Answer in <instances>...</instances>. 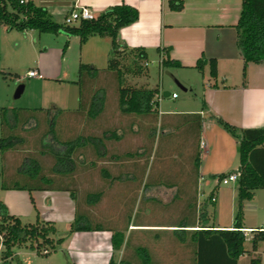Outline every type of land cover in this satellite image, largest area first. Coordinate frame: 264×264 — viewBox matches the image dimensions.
<instances>
[{
  "label": "rangeland",
  "instance_id": "rangeland-1",
  "mask_svg": "<svg viewBox=\"0 0 264 264\" xmlns=\"http://www.w3.org/2000/svg\"><path fill=\"white\" fill-rule=\"evenodd\" d=\"M95 38H90L82 44L78 36L68 35L63 31L39 33L33 29L25 32L18 30L7 32L0 29V138L19 135L24 139L16 149L4 150L0 146V201L4 202L10 213L18 216L23 223L35 222L37 213L43 220L54 221L58 229L56 237L67 239L65 244H60L57 250L49 255L38 254L35 249L30 247V244L15 246L13 251L17 256L10 259V264H108L112 256L109 240L107 241V236L112 233L110 230L97 234L96 232L70 233V226L76 213V202L70 192L35 190L32 192L35 199L34 205L28 190L3 188V185L19 181L21 176L17 170L26 156L36 155L40 159L45 173L48 176L58 177L52 170L54 158L51 153L44 149L46 153L40 154L43 150L41 139H45L46 142L61 150L63 146L57 140L64 141L89 134L102 136L105 130H116L118 134L123 133L120 139L105 138L107 155L104 157H99L92 146L81 148L76 153L78 165L75 183L79 187V211H87L95 221L103 223L108 228L123 230L126 237H130L126 248L123 247L114 252L116 261L123 258L128 264H142L135 250L141 244L139 243V226H129V224L139 225L140 222H146L149 219L161 221L173 219L175 216L174 210H176L177 202L173 205L167 200L171 197V192L152 191V187L155 179L167 187V181L162 178L163 176L158 175L163 172V166L166 167L169 162L174 165L179 160L182 162L184 160L183 158L168 159L165 155L166 152L162 151V147L167 142L164 140H167L169 134H161L157 120H152L151 125L149 124L144 130L143 124L137 116L120 113L117 79L113 71L108 70L111 43L108 41L106 43L98 42L97 40L102 39L98 36ZM159 60L157 49L151 48L148 59L150 76L146 78L129 75L127 84L131 86L147 84L150 88L160 85L162 80L165 81V86L171 82L175 84V89H170V91H177L180 98L178 100L163 98L162 100H165L162 105L163 109L167 106L172 107L176 102H181L187 97L189 98L188 103H195L196 96L193 97L186 93L179 84L175 83L178 77L177 72H181L180 69L174 67L159 69ZM123 61L129 62L127 59ZM38 63L47 68L44 72L45 79L28 76L29 70ZM81 63L93 65L99 70L94 79L88 73H85L82 78L81 87L85 97L88 96L87 100L96 88L100 87L105 91V109L95 119L89 118L86 111H79ZM183 72L189 75L193 81L195 80L198 92H200L203 82L210 77L208 70L203 71L205 78L200 71L185 70ZM21 84L25 85L24 92L19 98H16L15 92ZM51 122H54L53 138L56 140L51 135H43L52 127ZM216 124L223 128L218 122ZM192 130L187 132L188 136L185 138L188 139L183 147H189V145L197 147L199 131L195 128ZM178 133L179 131L175 128L169 136L175 140V143L179 137ZM229 134L237 142V138L231 133ZM137 146L139 149H136ZM181 149V146H178L177 150ZM220 149L222 150V147ZM136 150H145L143 157L128 159L124 156L128 152H136ZM233 152L235 162L233 167L238 169L240 164L238 147ZM174 154L177 155L175 151L172 155ZM114 155H122L123 158L116 159ZM82 158H85V162ZM92 161L96 162L95 166H91ZM137 161L138 163H136ZM208 161L216 163L219 167L221 163L229 161V157L225 161L216 157ZM102 167H107L113 174L122 175L123 178L133 171L131 175L133 180L117 181L111 187L106 188L105 195L99 203L88 206L85 203L87 191H97L104 186V180L100 175ZM206 176L210 182L219 183L218 179L212 180L209 174ZM145 187L146 190H144ZM229 188L237 190V183L221 184L218 191ZM194 191L196 192V190ZM205 191L204 195L207 198L210 190L206 187ZM235 194V205L233 208L227 205L223 212L228 218H234L237 211L238 197L237 193ZM205 197L202 198L205 200ZM178 199L180 200V198ZM227 200L232 201L230 198ZM217 213V206H210L209 215L211 221L216 224L219 222ZM246 218L251 225H264V189L257 192L254 200L246 202L245 220ZM251 245V239L247 237L245 246L250 248ZM263 247L264 241H260V249L262 250ZM156 249L152 251L154 260L157 264H162L161 259L165 257L163 254L161 255L160 248ZM4 250L1 238L0 264L3 262ZM177 251L175 250V252ZM252 257L254 256L248 253L242 255L240 264H249ZM174 259L176 258L171 257L168 264H179Z\"/></svg>",
  "mask_w": 264,
  "mask_h": 264
},
{
  "label": "trees",
  "instance_id": "trees-1",
  "mask_svg": "<svg viewBox=\"0 0 264 264\" xmlns=\"http://www.w3.org/2000/svg\"><path fill=\"white\" fill-rule=\"evenodd\" d=\"M169 5L171 9L180 11L183 9L184 1L170 0ZM139 15L137 7L122 3L109 7L98 14L95 19H81L76 24H67L56 21L49 10L35 4L32 0H27L26 2H21V0H0V25L5 26L8 30L25 32L34 29L39 33H59L63 31L68 35L78 36L82 44L94 36L110 38L111 53L108 61V70H112L117 79L119 111L123 115L137 116L143 124V129H145V121L151 124L152 120H157L161 92L159 86L150 88L147 84L141 86L127 84L126 81L129 75L149 77V56L145 47H130L120 38V30L135 23L139 19ZM235 28L237 46L244 58L243 73L245 76L248 63H261L264 61V0H242L240 17ZM157 51L160 55L159 64L162 69L184 67L179 60L171 57L169 47H158ZM126 59L129 60L128 63L123 61ZM206 65L209 66L210 77L213 80L212 86L217 87V59L202 56L197 60L194 67L203 73ZM98 71V68L93 65L80 64L79 83L81 91L79 111H86L91 119H95L103 113L106 100L105 91L103 88L98 87L87 100L88 96L85 97L81 83L85 73H88L94 79ZM215 119L220 126L237 138L238 143L240 161L238 169L229 173L211 176L213 179H218L220 183L227 175L238 174V201L234 226L226 229L216 228L215 225L210 224L209 208L210 206H216V200L213 201V198L217 196L216 191L219 183L200 204H197V194L199 195L200 192L199 187H196V192L190 193L176 190L170 202L173 205L177 202L174 213L175 215L176 213L181 215V217L177 216L173 217V219L161 221L149 219L146 222L176 223L174 224L178 227L174 231L176 242H186L190 239L194 244L191 256L193 264H238L240 257L249 252L245 248L247 239L244 232L245 204L247 201L254 199L257 190L264 189V126L239 128L219 116H215ZM4 120L6 121V119ZM51 125L52 127L43 135H51L53 138L54 122H51ZM199 127H201V121H199ZM121 135L123 133L118 134L116 130H105L102 136L89 134L86 136L79 135L74 139L64 141L57 140L63 146L61 150L57 149L55 145L52 146L49 142H46L45 139H41L43 150L40 154L46 153L44 149L51 153L54 158L52 170L58 177L48 176L42 167L40 159L36 155H31L24 158L23 163L17 170L19 176H21L18 179L19 181H15L10 185H3L4 189L28 190L34 205L35 199L32 196V192L35 190L70 192L71 197L76 202V213L70 226V233L110 230L112 232L111 245L113 252L108 264H128L123 258L120 261H116L114 252L121 250L123 247L126 248L130 237L127 238L123 230L108 228L103 223L95 221L87 211H79V187L75 183L78 165L76 153L81 148L92 146L99 157H104L107 155L105 138L120 139ZM23 140L19 135H8L0 138V146L4 150L16 149L19 144L23 143ZM145 150L128 152L124 156L128 159L143 157ZM114 157L116 159L123 158L122 155H114ZM82 159L85 162V158ZM199 162L200 154L198 152L195 156L196 167ZM95 165L96 162L92 161L91 166ZM100 173L105 187L103 186L97 191H87L85 203L88 206H94L99 203L105 195L106 188L111 187L117 181L133 180L131 176L133 171H130L125 178L121 177L122 175L113 174L107 167H102ZM163 177L168 182L166 176ZM144 190H146V187ZM184 201L190 203L188 208H179ZM197 211L199 213L198 222H196L195 218H191L192 214L197 215ZM188 223H192V225ZM197 224L200 228L189 230L190 236H187L188 230L181 228L195 227ZM263 229H251L252 237L250 239L253 251L258 249L260 241H264ZM57 232L58 229L55 222L41 219L39 213H37L35 222L23 223L18 216L10 213L8 206L4 202L0 201V239L2 238V243L5 247L2 255V264H10V259L17 256L13 251L15 246L30 244V247L41 255H49L51 252L56 251L57 247L65 241V237H56ZM135 250L142 264H157L151 250L144 244H139ZM175 258L178 261L177 254ZM257 263V259L252 258L251 264Z\"/></svg>",
  "mask_w": 264,
  "mask_h": 264
},
{
  "label": "crops",
  "instance_id": "crops-1",
  "mask_svg": "<svg viewBox=\"0 0 264 264\" xmlns=\"http://www.w3.org/2000/svg\"><path fill=\"white\" fill-rule=\"evenodd\" d=\"M32 1L49 10L54 19L60 23H65V18L71 11L81 6L92 8L97 15L117 4L127 3L135 6L139 9V19L120 30L121 40L130 47H145L149 58L151 48L169 47L171 57L179 60L184 65V67H177L181 72H177L178 77L175 83L179 82L180 87L186 93L191 94L193 97L196 96V100H194L196 102L188 103L189 98L187 97L181 102H176L172 107L167 106V108L163 109V101L165 102V100H162L163 98L178 100L180 95L177 91H170V89H175V84L171 82L165 86V81L162 80L161 84L158 85L161 96L159 97V113L157 116V124L160 126L161 134H169L170 136L171 131L175 128L179 131L177 142L175 143V140L168 136L167 140H164V142H167L162 147V151L166 152L165 155L168 159L178 160V158H183L184 161L179 160L174 165L169 162L166 167L163 166V172L158 175L166 176L168 180L167 187H164L155 179L156 184H153L152 191L171 192V197L167 199L171 201L176 190L190 193L194 192L196 187H199L200 192L199 195L197 194V204H200L204 201L202 197L206 196L204 195L206 187L211 192L218 185V183L213 181L210 182L207 179V174L212 176L237 170L233 167L235 166L233 151L237 150V142L233 140L227 131L216 124L215 116H219L239 128L264 126V61L261 63H248L247 73L244 76V58L237 46L235 25L240 17L242 0H183L184 6L180 11L171 9L170 0ZM0 29L7 32L13 31L1 25ZM92 38L96 39L95 36ZM99 38L102 40H97L98 42L103 41L106 43L108 41V43H111L108 37ZM202 56L217 59L218 77L216 81L218 86L213 87V80L208 77L207 81L203 82L200 92H198L195 80L193 81L183 71H198L194 66ZM33 69L42 74L41 77L33 78H46L44 72L47 68L41 63H38L30 70ZM159 69H162L160 64ZM205 70H208L210 76L208 65L205 66ZM150 74L149 71V76ZM203 75L205 78V72ZM165 92H169V94L165 95ZM173 93H177V97L174 98L172 96ZM199 121H201V127H199ZM148 125L149 123L145 121L144 126L147 127ZM194 128L199 131L197 147L190 145L189 147H183L188 139L185 138L188 136L187 132ZM171 135L173 137V133ZM178 146L182 148L180 151L177 150ZM137 147L136 149H139V146ZM220 147H222V150ZM174 151L176 154L177 151L179 153L172 155ZM198 152L200 154V162L196 167L195 156ZM228 154H231V156ZM214 157L222 158L224 161L229 157V161L221 163L218 167L216 163L210 162L211 160L208 161ZM139 158L141 157H137V159ZM211 179L214 180L212 177ZM221 184L224 183L220 182L218 188L221 187ZM259 190L256 191V195ZM235 193H237V190L230 188L221 191L217 189L216 206L219 222L216 224L209 217L210 224L215 225L216 228H232L234 226V218L226 217L223 212L227 205H230V208L235 205ZM227 198L232 201L230 202ZM189 204L188 201H184L179 208H188ZM177 216L181 217L177 213L173 217ZM191 218H195L196 222H198V211L197 215L192 214ZM174 224L176 223L140 222L139 243L147 246L151 252L153 249L157 250L156 248H160L161 255L163 254V257H165L161 259L162 264H168L171 257L175 258V254L178 255L179 264H193L191 256L194 244L190 239L186 242H176L174 231L178 227ZM188 224L192 225V223ZM244 226L245 230L250 231L253 228H264L263 224L251 225L247 218L244 221ZM181 228L189 231L200 227L197 224L195 227ZM95 232L97 234L101 231ZM190 234L189 231L187 236H190ZM249 234L252 236V232ZM111 235L112 233L107 236V241L109 240V245L112 249ZM66 241L67 239L62 244H65ZM245 248L249 251L247 253L254 256L252 258H256L259 264H264V247L261 250L260 243L257 250L253 251L252 245L250 248L246 246ZM111 249L110 253L113 252V249L112 251ZM175 250H178V252L175 253ZM238 264H240V259Z\"/></svg>",
  "mask_w": 264,
  "mask_h": 264
},
{
  "label": "built area",
  "instance_id": "built-area-1",
  "mask_svg": "<svg viewBox=\"0 0 264 264\" xmlns=\"http://www.w3.org/2000/svg\"><path fill=\"white\" fill-rule=\"evenodd\" d=\"M27 0H21V2H26ZM97 14L93 11L92 8L88 7V6H81L78 8H74L71 13L65 18V23L67 24H73L74 22H77L81 19H95L97 18ZM28 76L29 77H41L42 74H40L36 69L30 70L28 72ZM161 96V95H160ZM172 96L175 98L177 97V93H173ZM203 144V143H202ZM238 180V174L237 173H233V174H229L226 177H224L222 179V183L227 184L229 182H236ZM216 200V197L213 198V201ZM264 230V229H263ZM245 236L246 237H252L249 233L251 231L249 230H245ZM259 264V263H257Z\"/></svg>",
  "mask_w": 264,
  "mask_h": 264
},
{
  "label": "water",
  "instance_id": "water-1",
  "mask_svg": "<svg viewBox=\"0 0 264 264\" xmlns=\"http://www.w3.org/2000/svg\"><path fill=\"white\" fill-rule=\"evenodd\" d=\"M177 84L180 85L179 82H177ZM24 89H25V85L24 84L19 85L17 90H16V92H15V97L19 98L22 95V93L24 92ZM165 93H166L165 95L169 94V92H165Z\"/></svg>",
  "mask_w": 264,
  "mask_h": 264
}]
</instances>
